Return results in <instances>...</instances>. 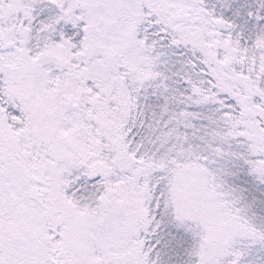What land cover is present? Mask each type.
Listing matches in <instances>:
<instances>
[{"label":"snow or ice","instance_id":"snow-or-ice-1","mask_svg":"<svg viewBox=\"0 0 264 264\" xmlns=\"http://www.w3.org/2000/svg\"><path fill=\"white\" fill-rule=\"evenodd\" d=\"M0 264H264V0H0Z\"/></svg>","mask_w":264,"mask_h":264}]
</instances>
